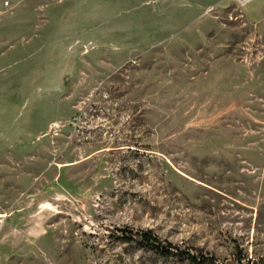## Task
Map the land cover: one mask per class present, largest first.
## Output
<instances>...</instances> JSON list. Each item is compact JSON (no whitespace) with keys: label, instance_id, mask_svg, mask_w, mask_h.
I'll return each mask as SVG.
<instances>
[{"label":"rangeland","instance_id":"rangeland-1","mask_svg":"<svg viewBox=\"0 0 264 264\" xmlns=\"http://www.w3.org/2000/svg\"><path fill=\"white\" fill-rule=\"evenodd\" d=\"M0 264H264V0H0Z\"/></svg>","mask_w":264,"mask_h":264},{"label":"trees","instance_id":"trees-1","mask_svg":"<svg viewBox=\"0 0 264 264\" xmlns=\"http://www.w3.org/2000/svg\"><path fill=\"white\" fill-rule=\"evenodd\" d=\"M141 237L143 241L150 243L153 247L162 248L165 254L174 253L172 248H176L178 249L177 253L181 255H183L184 253H187L189 257L197 258L196 256H193L192 254H190L188 250L180 249L176 244H174L171 241H168L167 243H162L160 240H157L156 236H154V234L149 230H143L141 232ZM156 240L158 241V243L156 242ZM201 257H202L201 262L211 259L209 256H205L203 254L201 255Z\"/></svg>","mask_w":264,"mask_h":264},{"label":"built area","instance_id":"built-area-1","mask_svg":"<svg viewBox=\"0 0 264 264\" xmlns=\"http://www.w3.org/2000/svg\"><path fill=\"white\" fill-rule=\"evenodd\" d=\"M237 4L239 5H245L248 2H250L251 0H234Z\"/></svg>","mask_w":264,"mask_h":264}]
</instances>
